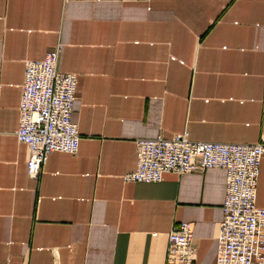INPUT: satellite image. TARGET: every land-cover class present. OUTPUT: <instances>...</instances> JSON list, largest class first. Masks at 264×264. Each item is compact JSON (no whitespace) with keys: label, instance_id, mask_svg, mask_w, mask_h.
I'll use <instances>...</instances> for the list:
<instances>
[{"label":"crops","instance_id":"0c3cea01","mask_svg":"<svg viewBox=\"0 0 264 264\" xmlns=\"http://www.w3.org/2000/svg\"><path fill=\"white\" fill-rule=\"evenodd\" d=\"M59 44L79 146L33 179L15 135L25 63ZM184 132L264 139V0H0V264H166L180 222L191 264H215L225 169L124 180L136 139Z\"/></svg>","mask_w":264,"mask_h":264},{"label":"built area","instance_id":"2783aa9c","mask_svg":"<svg viewBox=\"0 0 264 264\" xmlns=\"http://www.w3.org/2000/svg\"><path fill=\"white\" fill-rule=\"evenodd\" d=\"M61 45L41 60L25 63L19 100L16 138L28 147L27 175L36 179L50 153L75 154L79 134L71 116L77 96V77L60 72L57 61ZM136 167L125 181L152 183L163 173H190L222 168L226 193L217 232L215 264H264V207L255 205V192L264 139L253 144L194 141L188 133L171 138H138ZM166 264H191V228L180 222L168 235Z\"/></svg>","mask_w":264,"mask_h":264}]
</instances>
